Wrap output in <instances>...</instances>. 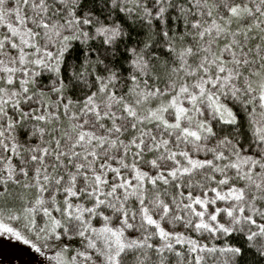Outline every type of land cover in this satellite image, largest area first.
<instances>
[{
  "label": "snow or ice",
  "instance_id": "snow-or-ice-1",
  "mask_svg": "<svg viewBox=\"0 0 264 264\" xmlns=\"http://www.w3.org/2000/svg\"><path fill=\"white\" fill-rule=\"evenodd\" d=\"M0 264H264V0H0Z\"/></svg>",
  "mask_w": 264,
  "mask_h": 264
}]
</instances>
